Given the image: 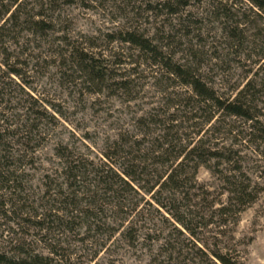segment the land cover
Masks as SVG:
<instances>
[{
	"label": "rangeland",
	"instance_id": "1",
	"mask_svg": "<svg viewBox=\"0 0 264 264\" xmlns=\"http://www.w3.org/2000/svg\"><path fill=\"white\" fill-rule=\"evenodd\" d=\"M44 3L48 14L57 10L63 24H55L52 31L38 35L29 34L24 26L13 28L9 24L0 42L1 82H9L6 74L10 67L19 70L23 81L12 76L13 80L34 99L31 101L12 86L11 95L4 96L0 106V133L7 150L1 147L0 156H8L16 163L17 176L23 181L26 202L21 204L25 203V209L34 208L38 213L52 206L60 209L56 201L59 197L54 193L61 186L67 191L65 162L75 160L88 172L95 171L108 162L105 156L111 155V147L117 143L131 145V141L143 140L144 145L155 140L161 131L159 124L147 132L139 125L148 116L161 121L175 114L181 125L179 136L191 147L201 139L206 147L225 157L233 156V160L229 163L213 159L188 175L192 190H186L190 202L184 203L203 220L197 229L198 242L184 241L191 239L188 233L179 236L175 231L178 226L170 216L141 190L135 211L133 206L124 214L111 211L105 226L91 229L80 224L73 232L60 230L46 235V231L26 225L22 217L0 215V250L25 248L44 257H55L63 264H211L202 261L198 252L205 245L207 251L226 254L232 264H264V140L255 136V142H250L251 131L239 120L227 119L218 124L215 119L206 125L204 117H194L195 112L184 103L180 112H174L172 105L179 102L172 94H185L179 83L169 82L162 72L156 74L157 69L143 55L110 38L126 31L141 32L154 44L169 49L175 61L199 69L220 94L234 98L253 75L248 73L246 53H240L229 37V31L239 25L246 39L247 1ZM168 4L178 8L176 15L169 12ZM33 7L35 0H29L26 12ZM3 24L0 21V26ZM232 44L235 45L231 47ZM74 49L93 52L108 73L100 92L73 71L68 58ZM61 53L67 54L64 63ZM122 82H129L130 89L124 91ZM232 177L249 184L254 199L242 209L232 208L225 216L220 211L228 207L227 182ZM148 180L143 179L141 186ZM49 189L51 200L41 202ZM11 205L6 208L11 210ZM126 214L130 216L128 222L122 223ZM178 237L184 241L181 247ZM169 238L170 244L165 245ZM51 251L59 256L51 255Z\"/></svg>",
	"mask_w": 264,
	"mask_h": 264
},
{
	"label": "trees",
	"instance_id": "2",
	"mask_svg": "<svg viewBox=\"0 0 264 264\" xmlns=\"http://www.w3.org/2000/svg\"><path fill=\"white\" fill-rule=\"evenodd\" d=\"M246 1V39L239 25L229 31L231 35L229 37L237 44L240 53H246V63H249L250 68L248 73L253 75L234 98L220 94L205 81L199 69L175 61L169 49L154 44L141 32L126 31L110 38L112 41H119L132 47L143 55L148 63L157 69L156 74L162 72L169 82L179 83L185 94H172L171 97H175L179 102L172 105L171 109H174V112H180L184 103L191 107V112H195L194 117L198 115L204 117L206 125L211 124L215 119L218 124L225 123L227 119L242 121L251 131L248 134L250 137L248 140L255 142V136L264 140V121H262L264 117V0ZM28 4L29 0H0V21H4V24L0 26V42L1 34L5 32L9 24H12L13 28L24 26L32 35L47 34L52 31L55 24H63L60 15H56L57 10L51 11V14L47 13L44 0H35V7L26 12ZM166 7L173 15L178 13V8H175L173 4H168ZM23 18H25L24 22H20ZM234 45L232 44L231 47ZM65 55L67 54H59L63 63L67 61ZM69 55L68 60L72 62L73 71L78 72L85 83L100 92L106 83L108 73L106 70L103 71L93 52L74 49ZM6 75L9 79L8 83L0 80V106L3 105L4 96L11 95L12 92L9 89L11 90L12 86L20 89L31 101H34L32 96L12 78L14 76L23 81L19 70L10 67ZM120 86L124 91L130 89L129 82H122ZM178 119L179 117L175 114L161 121L152 119L151 116L142 118L139 125L145 127L146 132L152 126L159 124L160 134L149 144H144L145 146L143 140L131 141V145L129 142L128 145L117 143L111 147V155L105 156L108 162L103 165V168L88 172L85 165L75 160L65 162L67 191L61 190V186L57 188V193H54L59 197L56 201L61 207L57 209L52 206L45 209L46 212L43 213H38V210L34 208L27 210L25 203L21 204L26 201L22 177L20 179V176H17L18 170L15 169L16 163L8 156H0V215L7 217L9 213L22 217L26 225L31 224L29 227H34L39 232L46 231V235L60 230L73 232V228L80 224L83 228L91 229L96 225L105 226V218L111 211L116 210L117 213L124 214L125 209L132 206L135 211L137 206L135 200L140 197L141 190H144L151 196L158 209L164 210L181 229L175 227L179 236H183L185 234L183 232L188 233L191 239H183L184 241L198 242L197 229L203 220L199 214L191 210L189 204L184 203L190 202L187 194L185 195L186 190H192L189 187L188 175L194 174L199 165H206L213 159L226 160L230 163L233 156L221 155L216 150L206 147L201 139L191 147L190 142H185L179 136L181 125ZM3 141L4 138L0 133V148L7 151ZM145 178L149 180L145 186H141ZM227 183L230 187L229 204L220 211L225 216H229L232 208L242 209L246 203H251L254 199L253 192H249V184L246 185L243 180L232 177ZM50 193L52 191L49 189L41 202L51 200ZM5 197H10L8 202ZM14 202L18 207L13 205ZM9 203L13 206L11 210L6 208ZM69 209L72 211L69 212ZM129 217V214H126V217L122 218V223L128 222ZM9 221L15 222V220ZM177 241L180 247L184 244L179 237ZM166 242L165 245L170 244L171 238ZM204 247L198 250L203 258L202 261H209L211 264H232L226 254L209 250L208 252ZM50 253L56 257L59 256L57 252ZM0 264L63 263L55 257H44L25 248H13L9 252L0 250Z\"/></svg>",
	"mask_w": 264,
	"mask_h": 264
}]
</instances>
